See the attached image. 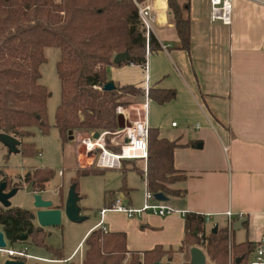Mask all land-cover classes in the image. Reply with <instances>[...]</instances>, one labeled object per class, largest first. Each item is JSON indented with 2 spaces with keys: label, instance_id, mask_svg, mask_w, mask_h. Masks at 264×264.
Wrapping results in <instances>:
<instances>
[{
  "label": "trees",
  "instance_id": "16d2710c",
  "mask_svg": "<svg viewBox=\"0 0 264 264\" xmlns=\"http://www.w3.org/2000/svg\"><path fill=\"white\" fill-rule=\"evenodd\" d=\"M167 3L180 39L179 47L190 50V0H167ZM48 46L61 50V58L56 63L61 100L55 111L54 126L64 141L76 132L107 131L108 146L120 151V145L110 143V135L120 128L118 107L141 103L146 96L159 104L176 97L174 88L150 87L148 94L145 88L134 84L114 82L112 90L103 88L111 81L108 66L145 65L148 52L161 48L154 33L147 42L146 29L133 0H0V133L19 136L21 141L32 136L34 128L44 134L49 132L50 91L40 83V65L46 61L44 50ZM123 51H127L130 58L114 63V56ZM178 146L176 141L160 137L158 128H149L145 176L143 168L135 167L144 176L149 191L183 194L172 187L186 178L174 164V150ZM18 148L24 155L37 152L33 142L21 141ZM130 161H123V180L128 170L126 162ZM103 170L85 167L78 168V173L90 175ZM54 174L50 168H35L24 179L33 182L35 190L40 192ZM72 185L78 192L77 178L73 179ZM121 190L128 192L126 186ZM35 219V213L30 209L0 204V229L5 232L7 241L14 244L32 239L44 246L53 259H65L61 249L45 243V228L35 223ZM205 222L202 214L186 213L185 236L177 250L191 238V246H204L215 264H229L231 243L235 264L248 263L256 250L255 243L249 240L234 242L233 232L228 227L214 228L206 233ZM84 244L82 264H122L126 258L128 264H155L165 254L176 251L161 245L143 252L130 251L125 231H110L103 227L93 229ZM238 258H241L239 263Z\"/></svg>",
  "mask_w": 264,
  "mask_h": 264
},
{
  "label": "crops",
  "instance_id": "0c3cea01",
  "mask_svg": "<svg viewBox=\"0 0 264 264\" xmlns=\"http://www.w3.org/2000/svg\"><path fill=\"white\" fill-rule=\"evenodd\" d=\"M151 3L157 28L153 33L161 48L148 52L145 65L108 66V78L145 90H176V97L163 104L145 97L138 110L132 107L139 115L131 120L143 118L145 108L149 127L179 144L174 164L186 178L172 187L183 194L165 193L168 200L160 202L172 211L163 215L146 210L129 216L107 210L88 226L72 255L97 226L125 231L130 251L143 252L157 245L177 250L183 244L188 212L204 215L206 233L229 228L231 223L235 242L238 235L237 243L249 240L257 247L264 236V0H233L231 24L212 20L210 0H190V50L179 47L167 0ZM133 161L144 163L132 160L128 164L134 165ZM123 186L112 190L113 194L105 193V207L119 196L122 201L128 196L126 205L133 207V187L126 186L125 193ZM240 217L247 220L234 230ZM254 256L255 251L250 258ZM172 262L180 264L176 259Z\"/></svg>",
  "mask_w": 264,
  "mask_h": 264
},
{
  "label": "rangeland",
  "instance_id": "374dc122",
  "mask_svg": "<svg viewBox=\"0 0 264 264\" xmlns=\"http://www.w3.org/2000/svg\"><path fill=\"white\" fill-rule=\"evenodd\" d=\"M44 52L46 61L40 65V83L44 84L50 91L48 98V118L51 128L46 134L34 128L32 136L21 139L24 142L34 143L37 149L34 155H24L18 147L15 151L10 150L4 142L0 141V182H7L8 189L13 187L19 188L18 192L11 198L12 206L33 209L32 211L35 213L34 196L33 193L27 191L26 188L29 182H26L24 179L29 171L35 168H50L55 171L54 176L45 184V191L41 194L45 199L52 200L54 206L61 208L65 206V201L73 186V179L77 178V203L84 219L81 221H72L63 211L61 225L49 227L44 230L46 233L44 238L45 243L55 249H61L63 257L68 258L78 246V242L88 226L100 220V210L105 207V193L109 194L112 190L117 191L124 184L125 186L133 187L131 196L134 208H140L145 204L147 195L146 186L142 175L135 169V167L140 169L141 166L144 168V163L133 161L134 165L131 166L126 162L125 167L128 170L125 172L126 178L124 181L123 171L119 168L104 169L103 172L90 175H81L78 173V168H81V163H87V159L80 154L84 150V146H80V138H78V136L80 137V133L76 132L73 139L69 138L64 141L60 136L59 130L54 126L55 111L61 100V81L56 70V63L61 58V50L57 47L48 46ZM139 106V103H134L129 106L120 107L126 110V114L130 119H136L139 114L137 115V112L135 113V110L131 111V109L133 107L138 110L139 108L137 107ZM173 120H176V118ZM110 136L111 143L113 135ZM17 138L20 139L19 136ZM107 190L109 191L107 192ZM109 195H106V197L109 198ZM127 200L128 196L123 199V203L126 204ZM149 202L152 203L153 201L150 199ZM35 222L37 223L36 219ZM105 224L109 226L106 222L103 223V225ZM208 226L207 229H210L211 227L209 228ZM235 240L237 242L240 240L238 235ZM7 242V248L18 250L27 248V253L35 256L27 258L26 264H82L85 256L86 246L84 240L72 257L68 260L66 259V262L65 259H53L54 256L44 246L34 243L32 239L14 244H11L9 241ZM190 247L191 238L190 242L185 244L180 250L174 251L171 255L165 254L160 261L170 260L172 262V259H176L180 264H191L190 252L189 250L186 251ZM231 247L232 244L230 243L229 264H235L234 253ZM10 257L15 258L6 250H0V264H5V261ZM127 257L129 258L130 255L128 254ZM56 260L59 261L57 262ZM251 260L250 258L249 262ZM125 263H129L127 258L122 264ZM207 264H215L209 256Z\"/></svg>",
  "mask_w": 264,
  "mask_h": 264
},
{
  "label": "built area",
  "instance_id": "2783aa9c",
  "mask_svg": "<svg viewBox=\"0 0 264 264\" xmlns=\"http://www.w3.org/2000/svg\"><path fill=\"white\" fill-rule=\"evenodd\" d=\"M138 8V15L146 29L147 42L150 34L154 31V10L151 0H133ZM211 2V18L212 20H220L225 24H231L233 15V0H210ZM148 94V89H146ZM148 97V96H146ZM147 107V102L144 103ZM145 108L143 118L131 120L126 110L122 107L118 108V113L123 114L126 120V126L119 128L112 133L111 144L120 145L121 150L115 151L107 144V131L100 132L99 138H94L91 133H80V146H84V150L80 152L87 159L86 167H96L101 169L119 168L121 169L124 160H142L144 161V171H147V161L149 156L148 142H149V125L145 117ZM176 125V122H173ZM82 165V163H81ZM153 202H149V200ZM112 209L119 212H125L129 216L140 215L143 211L150 210L159 214H166L172 209L155 199L154 193L147 191L146 202L140 208L127 206L123 203L122 198L117 197L111 205L104 207L100 213L104 214L107 210ZM228 215H231L229 212ZM229 230H232L230 223ZM264 236L256 247L254 258L247 264H264ZM24 250L7 248L6 251L15 258H30L35 257ZM57 262L59 260H56ZM66 262V260H65ZM127 264V263H125Z\"/></svg>",
  "mask_w": 264,
  "mask_h": 264
},
{
  "label": "water",
  "instance_id": "95a60500",
  "mask_svg": "<svg viewBox=\"0 0 264 264\" xmlns=\"http://www.w3.org/2000/svg\"><path fill=\"white\" fill-rule=\"evenodd\" d=\"M130 58V54L127 51L117 53L114 58V63H121ZM115 87L113 81H108L103 88L105 90H112ZM119 127L124 128L126 126V120L123 114L118 116ZM94 138H99L100 132L96 131L93 134ZM74 135H70V139H73ZM0 141L4 142L10 150H16L20 145L21 141L17 137L8 134L0 133ZM27 191L33 193L34 196V207H35V217L39 226L43 228H49L53 226H59L62 223V213L65 212L66 216L72 221H81L84 217L80 213V207L78 206L77 192L72 186L70 193L65 201L64 208L54 206V202L50 199H45L40 192L35 190L33 182H30L27 186ZM18 187H13L7 190V182L3 181L0 183V204L4 207H10L12 205L11 198L18 192ZM155 198L159 201H167L168 196L164 192H156L154 194ZM247 217H240L233 224V229L238 230L243 227L244 221ZM8 247V242L6 240L5 232L0 229V250H6ZM191 264H207V255L204 250L195 245L190 249ZM241 261V258L237 259V263ZM5 264H26L25 258H8ZM155 264H175L168 261H157Z\"/></svg>",
  "mask_w": 264,
  "mask_h": 264
},
{
  "label": "flooded vegetation",
  "instance_id": "af4514ba",
  "mask_svg": "<svg viewBox=\"0 0 264 264\" xmlns=\"http://www.w3.org/2000/svg\"><path fill=\"white\" fill-rule=\"evenodd\" d=\"M2 182H3V181H2ZM0 183H1V182H0ZM7 190H9V189H8V183H7ZM23 258H24V257H23ZM25 259H27V258H25Z\"/></svg>",
  "mask_w": 264,
  "mask_h": 264
}]
</instances>
